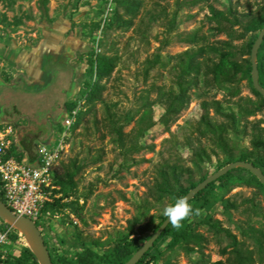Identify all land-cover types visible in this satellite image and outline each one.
Here are the masks:
<instances>
[{
    "label": "clouds",
    "instance_id": "obj_1",
    "mask_svg": "<svg viewBox=\"0 0 264 264\" xmlns=\"http://www.w3.org/2000/svg\"><path fill=\"white\" fill-rule=\"evenodd\" d=\"M193 214L199 215L200 209L193 210L187 197H178L174 204H168L163 209V215L167 217L168 222L177 229L182 227V221L188 219Z\"/></svg>",
    "mask_w": 264,
    "mask_h": 264
}]
</instances>
